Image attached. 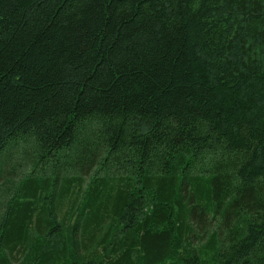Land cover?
Listing matches in <instances>:
<instances>
[{
  "label": "trees",
  "instance_id": "1",
  "mask_svg": "<svg viewBox=\"0 0 264 264\" xmlns=\"http://www.w3.org/2000/svg\"><path fill=\"white\" fill-rule=\"evenodd\" d=\"M0 264H264V0H0Z\"/></svg>",
  "mask_w": 264,
  "mask_h": 264
},
{
  "label": "rangeland",
  "instance_id": "2",
  "mask_svg": "<svg viewBox=\"0 0 264 264\" xmlns=\"http://www.w3.org/2000/svg\"><path fill=\"white\" fill-rule=\"evenodd\" d=\"M14 174H15V172H13V175H14ZM73 196H74V195L71 196V199H72V200L74 199ZM67 204H68V203L65 202V204L63 205V209H62V211L60 212V216L64 215V212H65V210H66V206H67ZM74 218H75V216H74L73 218H71V221H70V222H71V225H72V223H73L72 221H74ZM65 223H66V222H65Z\"/></svg>",
  "mask_w": 264,
  "mask_h": 264
}]
</instances>
